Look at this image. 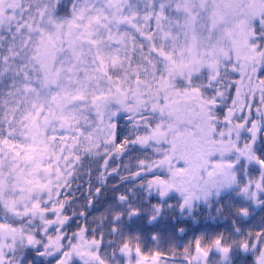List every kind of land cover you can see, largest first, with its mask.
I'll use <instances>...</instances> for the list:
<instances>
[{
    "label": "snow or ice",
    "instance_id": "1",
    "mask_svg": "<svg viewBox=\"0 0 264 264\" xmlns=\"http://www.w3.org/2000/svg\"><path fill=\"white\" fill-rule=\"evenodd\" d=\"M0 264H264V0H0Z\"/></svg>",
    "mask_w": 264,
    "mask_h": 264
}]
</instances>
